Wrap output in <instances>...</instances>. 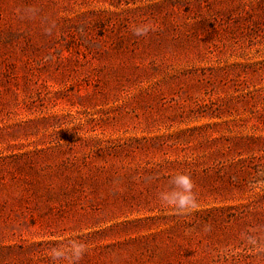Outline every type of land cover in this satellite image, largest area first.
I'll return each mask as SVG.
<instances>
[{"label": "rangeland", "instance_id": "374dc122", "mask_svg": "<svg viewBox=\"0 0 264 264\" xmlns=\"http://www.w3.org/2000/svg\"><path fill=\"white\" fill-rule=\"evenodd\" d=\"M179 171L185 216L157 199ZM261 172L264 0H0V264L74 234L79 264H264Z\"/></svg>", "mask_w": 264, "mask_h": 264}, {"label": "clouds", "instance_id": "9594fccd", "mask_svg": "<svg viewBox=\"0 0 264 264\" xmlns=\"http://www.w3.org/2000/svg\"><path fill=\"white\" fill-rule=\"evenodd\" d=\"M39 8L34 5L18 10L21 19L34 20L39 15ZM43 31L52 35L57 25L54 20L42 18ZM132 32L136 36H147L154 28L150 23H141L132 26ZM260 175L264 176V172ZM256 185L253 184L252 187ZM157 199L161 206L174 210L178 216L189 215L199 207L196 184L191 173L179 171L170 177L168 186L157 193ZM205 231H210V226H205ZM260 230H248L241 232L240 239L258 254H264V235L259 234ZM89 251L87 244L79 239L77 235L57 240L55 246L50 249V259L53 262L63 264H79L84 255Z\"/></svg>", "mask_w": 264, "mask_h": 264}]
</instances>
